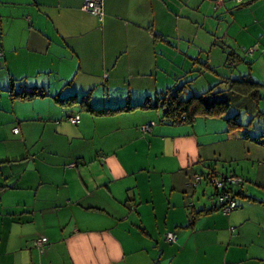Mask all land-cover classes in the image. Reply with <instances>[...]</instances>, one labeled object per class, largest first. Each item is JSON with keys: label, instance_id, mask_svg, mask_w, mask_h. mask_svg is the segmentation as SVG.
<instances>
[{"label": "crops", "instance_id": "crops-1", "mask_svg": "<svg viewBox=\"0 0 264 264\" xmlns=\"http://www.w3.org/2000/svg\"><path fill=\"white\" fill-rule=\"evenodd\" d=\"M84 1L0 0V264H264V130L171 125L140 107L176 85L264 83V0H104L103 21ZM88 94L132 109L58 102ZM195 122L208 139L182 127ZM213 172L242 178L227 214Z\"/></svg>", "mask_w": 264, "mask_h": 264}, {"label": "trees", "instance_id": "trees-1", "mask_svg": "<svg viewBox=\"0 0 264 264\" xmlns=\"http://www.w3.org/2000/svg\"><path fill=\"white\" fill-rule=\"evenodd\" d=\"M224 89H210L199 95H192L183 99L182 87L176 85L167 92L160 94L154 99L147 100L142 108H160L162 109L161 121L171 125L192 124L198 116L204 117H225L226 112L231 108V104L238 97H248L253 102L264 99V83L259 82L249 75L239 77H229ZM37 95L43 94L37 92H23L14 97L21 99H32ZM60 103H77L79 102L84 109L94 114H112L120 111L130 110L131 106L122 105L114 109H95L90 103V95H83L78 100L77 96H70L65 99H59ZM71 118V117H70ZM230 128L239 129L242 124L238 121L237 116L225 117ZM212 176H218L216 172ZM227 177V176H226Z\"/></svg>", "mask_w": 264, "mask_h": 264}, {"label": "rangeland", "instance_id": "rangeland-1", "mask_svg": "<svg viewBox=\"0 0 264 264\" xmlns=\"http://www.w3.org/2000/svg\"><path fill=\"white\" fill-rule=\"evenodd\" d=\"M245 66H246L247 69L249 68L248 67L249 65H248L247 62L245 63ZM260 71H263V70L259 67V65L257 66V64H256V70H255L254 73L257 76L256 77L257 79L259 78L258 76H259ZM1 85L3 87H6L5 84H1ZM190 88H187V89H185L182 92L181 97L183 99H187L188 97H190L192 95H199V94H201L204 91L203 90L204 89L203 86H201L200 84H196L195 86H193V88H191V89ZM224 88H226V87H224L223 84H219L214 89L215 90H220V89H224ZM206 89H208V88H206ZM188 91L190 93H188ZM196 92L198 94H195ZM259 102L261 104L260 108L262 109L263 105H264V99L260 100ZM254 103H256V102H253L252 99H250L248 97H244V96L243 97H238L237 100H234L232 102L230 110L228 112H226L225 117L234 116V115L237 116L238 121L242 124V127L240 129H238L239 130V134L242 135V136H247V134H250L251 136H256L257 137L258 134L261 133L264 130V116H258L259 113L256 112L257 109H255L258 104L256 103L253 107L251 106ZM253 111H254V113L255 112L256 113L254 114ZM152 112H154L156 114L157 110H152ZM160 115H161V113H160ZM160 115L157 116L158 119L160 118ZM225 117L224 118H220V119L224 120ZM201 118H203L202 120L205 119L202 116H201ZM216 119H219V118H216ZM203 122H205V120ZM251 123H252V125H250ZM200 124L201 123L195 122L194 125H183L182 127L193 129V127L196 126V129L200 131V134L203 135V137L205 139H208V136L211 135V132L208 129H205V125H203V127H200ZM18 131H19V129H18ZM214 164L217 165V169L219 171H226V169L230 170V169H232L234 167L235 168H238V167L240 168L241 165H242V159H237V160H234L232 162H224L223 160H221V161L220 160H216V162H214ZM201 167L203 168V166H201ZM200 187H202L203 189H207V190L209 189V192L213 189V186L211 185V183L208 185L205 181L203 182V185L200 186ZM201 191L202 190L200 189V192ZM204 194H208V192L204 193ZM166 234H165V237H166Z\"/></svg>", "mask_w": 264, "mask_h": 264}, {"label": "built area", "instance_id": "built-area-1", "mask_svg": "<svg viewBox=\"0 0 264 264\" xmlns=\"http://www.w3.org/2000/svg\"><path fill=\"white\" fill-rule=\"evenodd\" d=\"M83 9L91 14L96 15L99 20L103 21L105 18L104 0H85L83 4ZM255 48L252 47L247 53H253ZM0 55H2V50L0 47ZM73 122L79 121V116L71 117ZM154 126L153 122H150L143 126V131L150 132ZM18 129H15L17 132ZM200 176L195 175L194 183L199 182ZM211 181L217 188L216 194L212 197L213 208L222 211L227 214L238 207V203L233 191V186L238 185L242 182V178L237 176H227L221 178L219 176H212ZM166 239L169 242H175L177 240V234L173 231H169L166 234ZM48 244V238L42 236L34 240V247L38 248L41 252H44L46 245Z\"/></svg>", "mask_w": 264, "mask_h": 264}]
</instances>
